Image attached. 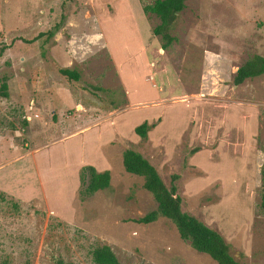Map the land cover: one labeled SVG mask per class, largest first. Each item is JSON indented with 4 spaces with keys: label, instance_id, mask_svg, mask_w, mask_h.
Listing matches in <instances>:
<instances>
[{
    "label": "rangeland",
    "instance_id": "obj_1",
    "mask_svg": "<svg viewBox=\"0 0 264 264\" xmlns=\"http://www.w3.org/2000/svg\"><path fill=\"white\" fill-rule=\"evenodd\" d=\"M152 2L0 0V264H94L103 244L120 264H217L168 219L136 221L155 203L123 170L127 147L244 264H264V76L232 84L264 55V0H185L164 50L143 11ZM142 121L144 138L133 131ZM85 164L109 185L82 197Z\"/></svg>",
    "mask_w": 264,
    "mask_h": 264
},
{
    "label": "trees",
    "instance_id": "obj_2",
    "mask_svg": "<svg viewBox=\"0 0 264 264\" xmlns=\"http://www.w3.org/2000/svg\"><path fill=\"white\" fill-rule=\"evenodd\" d=\"M185 0H153L143 7V11L151 12L158 18V24L152 28L153 35H159L162 42L159 49H166L175 40L169 34V30L175 25L179 12L184 7ZM63 18V16H62ZM62 19H60L61 22ZM60 22L46 31L48 37L58 30ZM57 72L69 80H77L75 71L58 67ZM264 76V55L254 54L242 62L232 76V84H240L247 78ZM67 80V81H68ZM6 84L0 85V95L6 96ZM151 126L142 121L133 127L134 133L144 138L146 131ZM198 150L192 147L188 153L191 155ZM121 165L123 170L132 175L142 177V187L149 193L155 206L148 210L136 221L150 223L159 217L168 219L175 227L178 237L186 242L192 249L208 255L217 264H244V254L235 249L227 242L221 233L208 225L200 218L181 209V197L174 184L166 187L162 182L155 167L138 151L127 147L121 153ZM172 179L177 175L173 174ZM80 196L93 194L109 185V173L107 170L98 171L90 164L82 165L78 170ZM259 209L264 216V165L259 168ZM91 260L94 264H120L110 247L107 245L94 246L90 251ZM56 264H62L57 261Z\"/></svg>",
    "mask_w": 264,
    "mask_h": 264
},
{
    "label": "crops",
    "instance_id": "obj_3",
    "mask_svg": "<svg viewBox=\"0 0 264 264\" xmlns=\"http://www.w3.org/2000/svg\"><path fill=\"white\" fill-rule=\"evenodd\" d=\"M138 103H143V102L138 101L137 103H134V104H138ZM30 117H31V116H27L26 119H30ZM32 117H37V114H34ZM2 172H3V168L1 167V168H0V175L2 174ZM5 189H6V188H5Z\"/></svg>",
    "mask_w": 264,
    "mask_h": 264
}]
</instances>
